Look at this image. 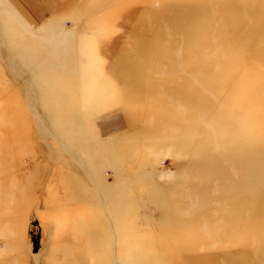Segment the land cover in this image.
I'll use <instances>...</instances> for the list:
<instances>
[{
  "label": "rangeland",
  "instance_id": "rangeland-1",
  "mask_svg": "<svg viewBox=\"0 0 264 264\" xmlns=\"http://www.w3.org/2000/svg\"><path fill=\"white\" fill-rule=\"evenodd\" d=\"M26 1L0 0V264H264V0Z\"/></svg>",
  "mask_w": 264,
  "mask_h": 264
},
{
  "label": "crops",
  "instance_id": "crops-1",
  "mask_svg": "<svg viewBox=\"0 0 264 264\" xmlns=\"http://www.w3.org/2000/svg\"><path fill=\"white\" fill-rule=\"evenodd\" d=\"M18 1H20V0H18ZM38 2H39V0H37ZM21 3H25V4H29V5H31L32 3H29V2H27L26 0H23V2H21ZM42 5V4H41ZM32 6L33 7H35L33 4H32ZM19 8V10H21V11H23L24 12V10H28L29 8L27 7V6H22V7H18ZM36 8V10H37V7H35ZM38 9H40V7H38ZM41 9H43L42 11L43 12H40V13H38L37 12V14H35V15H33V16H39L40 18H41V20H39V21H36V23H34L33 25H35V26H37V25H40V23L42 22V20H43V14L45 15V14H47L49 11H50V9H49V11H47L46 9H45V7L42 5V8ZM34 11V10H33ZM29 12V11H28ZM26 13V12H25ZM28 14H30V13H28ZM32 15V14H31ZM45 16H47V15H45ZM27 18H29V20H34V19H32V17H30L29 15L27 16Z\"/></svg>",
  "mask_w": 264,
  "mask_h": 264
},
{
  "label": "bare ground",
  "instance_id": "bare-ground-1",
  "mask_svg": "<svg viewBox=\"0 0 264 264\" xmlns=\"http://www.w3.org/2000/svg\"><path fill=\"white\" fill-rule=\"evenodd\" d=\"M5 58H6V60H7V62L8 63H10L11 62V59H10V57L7 55V56H4ZM28 88V87H27ZM30 88V87H29ZM32 95V92H30L29 93V95L28 96H31ZM32 97V96H31ZM37 117L39 116L40 117V114L39 113H36L35 114ZM42 120H43V118H42Z\"/></svg>",
  "mask_w": 264,
  "mask_h": 264
}]
</instances>
